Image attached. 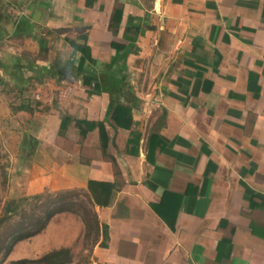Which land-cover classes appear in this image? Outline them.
<instances>
[{"label":"crops","instance_id":"crops-1","mask_svg":"<svg viewBox=\"0 0 264 264\" xmlns=\"http://www.w3.org/2000/svg\"><path fill=\"white\" fill-rule=\"evenodd\" d=\"M74 44L90 48L86 74L123 78L130 129L77 77ZM0 87V119H30L29 194L114 185L89 264H264L250 218L264 196V0H0ZM78 121L103 123L106 146Z\"/></svg>","mask_w":264,"mask_h":264},{"label":"rangeland","instance_id":"rangeland-1","mask_svg":"<svg viewBox=\"0 0 264 264\" xmlns=\"http://www.w3.org/2000/svg\"><path fill=\"white\" fill-rule=\"evenodd\" d=\"M64 31L70 36L82 33L81 29L73 27ZM5 87L0 88L5 92ZM40 91L32 87L27 96L34 99ZM22 119L17 115L0 119V264L35 260L63 248L72 252L70 264H89L94 235L86 237L84 212L77 211L83 205L89 207L83 193L68 190L31 195L26 190L28 172H24L25 163L19 160L21 150L18 148L25 129ZM12 201L21 204L20 211L2 221L6 218L4 208ZM38 217L40 222L36 221Z\"/></svg>","mask_w":264,"mask_h":264},{"label":"trees","instance_id":"trees-1","mask_svg":"<svg viewBox=\"0 0 264 264\" xmlns=\"http://www.w3.org/2000/svg\"><path fill=\"white\" fill-rule=\"evenodd\" d=\"M89 4V2H88ZM123 10L121 7H117L115 9L114 15L112 17L111 29L114 33H117L120 28L121 18H122ZM130 28H126V32L129 31ZM75 49L81 54L79 65H78V75L84 85H90L92 82H96V91H104L108 92L112 98V103L116 102L117 105L114 109V113L112 115V119L114 123L123 129H130L132 126V120L130 117V108L119 101L121 97L126 98L127 94L124 93L123 88V78H120L117 72L110 73H89L86 74V66L90 64L92 61L90 48L86 44H74ZM113 106V104H112ZM26 120V121H25ZM22 122L25 126L30 122V119H22ZM70 123L69 120H64L62 123V127H67ZM77 127L80 129L83 136H85L88 132L93 131L95 129L99 130L100 139L103 144V147L106 146L107 142V134L105 131L104 124L87 122V121H78L76 123ZM136 137L138 136L136 133H133ZM138 141V137L135 142ZM133 142V139H132ZM159 142L158 136H151L149 138V147L152 153L157 149V144ZM136 144V143H135ZM151 152L148 153V159L151 155ZM89 193H83V198H85V202L89 207L81 206L77 211L84 212L83 221L86 225V237H90L94 235V244L98 241L99 237V221L97 218V214L95 211V206L107 207L111 204L115 187L112 184L104 183V182H95L90 181L88 186ZM258 196H253L250 199V208L253 212L251 218V226L252 229L257 233L264 235V196L257 198ZM36 199H41V196H35ZM73 204V203H72ZM84 204V203H83ZM20 205H16L14 201L10 202V204L4 208L5 217L2 221L7 218H10L13 214L18 213L20 210ZM73 208V207H72ZM71 209V207H70ZM11 215V216H10ZM32 219V218H30ZM37 222H40V217L37 218ZM24 221L20 224L23 226ZM104 236L107 238V232L104 231ZM73 260V255L70 249H60L56 251H52L41 258L35 260L22 259L18 261H13L10 264H70Z\"/></svg>","mask_w":264,"mask_h":264}]
</instances>
